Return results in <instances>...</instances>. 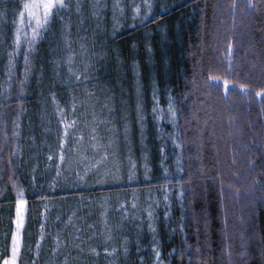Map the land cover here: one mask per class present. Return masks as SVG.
<instances>
[{
	"label": "trees",
	"instance_id": "1",
	"mask_svg": "<svg viewBox=\"0 0 264 264\" xmlns=\"http://www.w3.org/2000/svg\"><path fill=\"white\" fill-rule=\"evenodd\" d=\"M152 3L72 113L47 39L26 65L24 34L0 82V264L20 192L17 264H264V0Z\"/></svg>",
	"mask_w": 264,
	"mask_h": 264
},
{
	"label": "rangeland",
	"instance_id": "2",
	"mask_svg": "<svg viewBox=\"0 0 264 264\" xmlns=\"http://www.w3.org/2000/svg\"><path fill=\"white\" fill-rule=\"evenodd\" d=\"M39 2L40 0H0V82L2 80L1 75H3L8 64V53L14 48L13 41L17 34V28L21 30V44L26 33L25 29L28 30L29 15L23 5ZM66 2L70 6L57 11L47 31H42V36L47 39L48 52L51 55V62L49 63H53L54 76L55 78H63V84L68 88L72 113L81 105H84L85 108V99L80 95L83 91L81 84L85 83L88 78L94 77V71H99L105 66L103 64L109 61L108 51L105 49L107 42L113 39L119 29L129 27L133 21L137 22L141 17L144 19V15L148 13V8L144 5L143 0H118V4L117 0H99V4H97V0H66ZM149 2L154 9L152 0ZM105 4L107 7H104ZM135 6H140L138 11ZM134 16L135 19H133ZM150 16L151 13L148 17ZM60 17L63 19L61 20ZM25 22L26 28L24 27ZM31 24L34 26L35 21H31ZM28 36H31L30 32ZM111 60L116 63L114 52L111 54ZM77 76L82 80L81 86L78 85ZM80 87L81 89H77ZM101 101L104 105L103 98ZM101 108L103 110V107ZM108 110L109 107L107 106L102 113H107ZM68 127V123L62 121V131L66 132ZM107 135L110 137L108 131ZM97 140L99 141V137L95 132L94 141L97 142ZM115 145L119 148L118 143H109V146L106 144V147L116 149ZM116 196L117 198L120 197L119 194ZM140 197L145 202L154 199L153 195L146 192H141ZM135 199L137 200V196ZM23 217H25L24 208ZM107 223V225L104 224L103 231L105 230V234L101 242L108 252L115 254L117 251L113 241L116 240L122 230L128 232L125 227L129 225L120 219L116 222L117 225H112V221ZM140 231L143 230L140 229ZM11 249L12 243L7 259L11 257ZM5 260L1 264H4Z\"/></svg>",
	"mask_w": 264,
	"mask_h": 264
},
{
	"label": "snow or ice",
	"instance_id": "3",
	"mask_svg": "<svg viewBox=\"0 0 264 264\" xmlns=\"http://www.w3.org/2000/svg\"><path fill=\"white\" fill-rule=\"evenodd\" d=\"M144 5L148 8V13L144 15V19H148V15L151 13L152 4L149 2V0H143ZM97 4H99V0H97ZM118 4V0H117ZM70 5L66 0H40L39 3H25L23 5L24 9L28 12L29 15V26L32 28L31 36L29 37L27 33H25V37L28 44V49L25 51L24 54V60L25 64H28L29 61V54L31 50H33V46L36 44L37 40L41 38L42 31H47L49 28L53 16L57 13L59 9L68 8ZM252 0H248L247 7H253ZM104 7H107L105 4ZM136 10H139L140 6H135ZM233 7H235V4L233 3ZM79 10V8H78ZM23 15V13H21ZM136 17L134 16L133 19ZM62 20L63 18L60 17ZM31 21H35L34 26L31 24ZM143 23V21H141ZM134 26V25H133ZM20 29L17 28L16 37L13 41L14 48L13 51L8 53V73H9V80L11 79V70L13 68V59L16 55L19 54L20 46H21V39H20ZM229 49H231V45H229ZM25 78H27V68L25 69ZM77 79H79V76H77ZM215 79V78H213ZM24 81L21 80L20 84L23 85ZM257 95H260L259 92L256 93ZM142 119V118H141ZM127 128L125 129V132L127 133ZM63 146V145H61ZM52 157L50 156L49 159ZM63 154H61L60 159L63 160ZM22 192L18 193L17 199V218H16V232L13 233L12 236V249H11V257L9 259H6L4 261V264H17L18 257L21 252V238H20V232L21 229L24 226V217H23V208L25 201L22 199ZM107 251V250H106ZM157 256H159V253H157Z\"/></svg>",
	"mask_w": 264,
	"mask_h": 264
}]
</instances>
